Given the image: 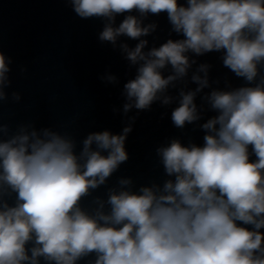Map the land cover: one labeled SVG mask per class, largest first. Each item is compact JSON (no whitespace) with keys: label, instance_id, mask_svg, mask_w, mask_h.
Wrapping results in <instances>:
<instances>
[{"label":"clouds","instance_id":"clouds-1","mask_svg":"<svg viewBox=\"0 0 264 264\" xmlns=\"http://www.w3.org/2000/svg\"><path fill=\"white\" fill-rule=\"evenodd\" d=\"M68 2L81 18H103L99 39L114 46L120 36L139 39L155 31L156 24L142 26L131 14L114 27L117 15L133 11L140 17L166 12L173 31L185 37L147 53V40L134 48L120 45L125 58L139 65L124 85L125 113L157 100L170 104L167 89L196 63L188 52L223 51V65L248 86L205 97L218 115L201 126L207 133L202 147L174 139L157 150L174 180L133 192L132 180L121 178L119 188L109 189L107 200L97 197L92 210L81 201L127 161L130 125L119 135L90 133L76 154L66 134L31 124L10 133L0 120V264H40L41 258L77 264L92 254L93 264H264V0H186L187 6L178 0ZM9 63L0 51V105L8 98ZM168 65L172 74L165 77L161 70ZM208 69L201 64L197 73L203 75L191 77L198 84L194 91L180 90L171 114L176 127L201 118L195 97L209 86ZM12 99L21 96L13 93Z\"/></svg>","mask_w":264,"mask_h":264}]
</instances>
